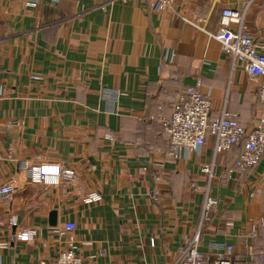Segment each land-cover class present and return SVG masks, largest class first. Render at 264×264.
Returning <instances> with one entry per match:
<instances>
[{
    "label": "crops",
    "instance_id": "0c3cea01",
    "mask_svg": "<svg viewBox=\"0 0 264 264\" xmlns=\"http://www.w3.org/2000/svg\"><path fill=\"white\" fill-rule=\"evenodd\" d=\"M152 1L39 0L30 7L0 0V186L14 179L19 189L0 197V242L36 232L0 248V264L47 263L64 246L54 229L69 222L87 264H173L199 228L213 140L173 157L161 121L172 114L171 99L200 83L213 116L225 106L242 125H255L259 80L210 34L220 31L225 7L249 4L246 23L258 38L264 0H176L181 16L201 20L198 28L182 26L169 10L153 12ZM240 153L233 148L215 160L218 205L199 250L224 254L232 246L234 264H255L264 251V158L241 170ZM22 163L60 165L75 178L35 183ZM90 193L102 201L85 203Z\"/></svg>",
    "mask_w": 264,
    "mask_h": 264
},
{
    "label": "built area",
    "instance_id": "2783aa9c",
    "mask_svg": "<svg viewBox=\"0 0 264 264\" xmlns=\"http://www.w3.org/2000/svg\"><path fill=\"white\" fill-rule=\"evenodd\" d=\"M51 1L61 2L62 0ZM38 3L39 0L26 2L30 7H36ZM176 6V0L152 1L153 12L161 13L163 10H169L179 18L182 26L191 24L199 27L197 21L200 19L189 20L181 16ZM248 8L249 4L242 9L225 7L221 13L220 31L210 35L220 42L224 53L230 54L234 60L244 64V69L249 76L259 80L258 101L261 109L255 125L252 127L242 125L225 106L219 115L213 116L211 95L198 88L200 83L196 87L187 88L185 92L171 99L169 105L172 114L161 121L163 131L170 142L173 157L177 158L189 152H199L209 138L213 140V161L202 168V172L208 178V184L204 193L200 226L194 235L185 238V245L180 249V256L173 264H234L232 246L226 248L224 254H205L199 250V243L202 228L206 225L211 211L218 205V198L211 194L217 157L233 148L241 149L236 162V167L241 170L254 169L264 158V30L258 38L252 34L246 23ZM21 166L26 176L35 183L59 185L62 182H72L75 178L73 170L60 165L29 166L27 163H22ZM192 186L196 185L193 183ZM18 190L15 180L10 179L0 186V197L10 196ZM84 201L87 204L100 203L102 197L97 193H90ZM11 225L16 226V222L12 221ZM260 226L264 228V222H261ZM75 230L76 225L70 222L65 223L62 228L54 229L55 234L65 236L64 246L58 250L53 259L44 264H87L71 236ZM251 234L257 237L256 230L253 229ZM35 235V231L24 229L10 235L8 241L0 242V248L5 249L11 242L29 240ZM261 237L264 239V232ZM151 245L154 246L155 242H151ZM88 259L92 261L96 259V256H90ZM255 264H264V251L256 257Z\"/></svg>",
    "mask_w": 264,
    "mask_h": 264
},
{
    "label": "water",
    "instance_id": "95a60500",
    "mask_svg": "<svg viewBox=\"0 0 264 264\" xmlns=\"http://www.w3.org/2000/svg\"><path fill=\"white\" fill-rule=\"evenodd\" d=\"M50 216H51L50 217L51 225L55 226L56 225L57 212L56 211L52 212Z\"/></svg>",
    "mask_w": 264,
    "mask_h": 264
},
{
    "label": "trees",
    "instance_id": "16d2710c",
    "mask_svg": "<svg viewBox=\"0 0 264 264\" xmlns=\"http://www.w3.org/2000/svg\"><path fill=\"white\" fill-rule=\"evenodd\" d=\"M207 141H208V140H207ZM231 150H232V149H231ZM231 150H230V151H231ZM226 153H227V152H226ZM261 238H262V237H261ZM263 241H264V239H263Z\"/></svg>",
    "mask_w": 264,
    "mask_h": 264
}]
</instances>
